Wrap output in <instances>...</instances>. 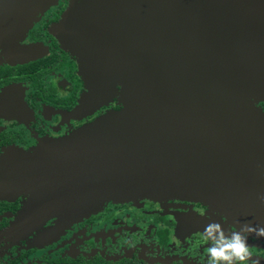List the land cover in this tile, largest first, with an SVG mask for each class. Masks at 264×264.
Segmentation results:
<instances>
[{
  "label": "water",
  "instance_id": "water-1",
  "mask_svg": "<svg viewBox=\"0 0 264 264\" xmlns=\"http://www.w3.org/2000/svg\"><path fill=\"white\" fill-rule=\"evenodd\" d=\"M56 2L8 0L28 12L19 29ZM59 24L87 85L81 107L111 95L122 107L32 152L5 148L0 192L61 219L137 198L229 205L234 158L249 161L251 141L264 154L250 108L264 92V0H73Z\"/></svg>",
  "mask_w": 264,
  "mask_h": 264
},
{
  "label": "flooded vegetation",
  "instance_id": "flooded-vegetation-1",
  "mask_svg": "<svg viewBox=\"0 0 264 264\" xmlns=\"http://www.w3.org/2000/svg\"><path fill=\"white\" fill-rule=\"evenodd\" d=\"M72 1L57 0L36 12L30 27L19 29L28 12L0 0V154L8 147L32 152L122 107L118 95L81 107L87 85L78 57L57 36ZM250 101L252 111L264 117V92ZM250 143L255 155L249 161L234 158L229 205L137 198L61 219L34 207L27 211L28 193L0 192V264H207L211 241H205L204 230L210 223L221 224L226 235L245 224L264 227V154L256 141ZM245 235L253 259L264 264V237Z\"/></svg>",
  "mask_w": 264,
  "mask_h": 264
},
{
  "label": "clouds",
  "instance_id": "clouds-1",
  "mask_svg": "<svg viewBox=\"0 0 264 264\" xmlns=\"http://www.w3.org/2000/svg\"><path fill=\"white\" fill-rule=\"evenodd\" d=\"M264 200V197H261ZM246 233H255L256 237H264V227L256 228L243 225L240 231H233L226 235L221 224L213 222L205 227L204 239L211 241L207 249V264H260L259 259H253V253L247 244Z\"/></svg>",
  "mask_w": 264,
  "mask_h": 264
},
{
  "label": "rangeland",
  "instance_id": "rangeland-1",
  "mask_svg": "<svg viewBox=\"0 0 264 264\" xmlns=\"http://www.w3.org/2000/svg\"><path fill=\"white\" fill-rule=\"evenodd\" d=\"M33 16H34V15H33ZM16 19H19V18H16ZM65 50H68V49H67V48H65ZM75 56H76V55H75ZM76 57H77V56H76ZM107 99H108V98H107ZM13 149H16V148H13ZM13 149H11V148H10V150H9V151H10V153H13V152H15ZM20 150H21V149H20ZM31 208H32V207H31V206H29V208L27 209V211L31 210ZM23 226H24V225H23Z\"/></svg>",
  "mask_w": 264,
  "mask_h": 264
}]
</instances>
